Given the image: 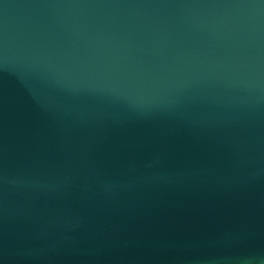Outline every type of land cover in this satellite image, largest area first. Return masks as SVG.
<instances>
[{
	"label": "water",
	"instance_id": "water-1",
	"mask_svg": "<svg viewBox=\"0 0 264 264\" xmlns=\"http://www.w3.org/2000/svg\"><path fill=\"white\" fill-rule=\"evenodd\" d=\"M0 264H264V0H0Z\"/></svg>",
	"mask_w": 264,
	"mask_h": 264
}]
</instances>
